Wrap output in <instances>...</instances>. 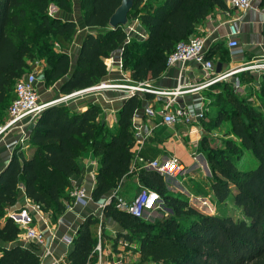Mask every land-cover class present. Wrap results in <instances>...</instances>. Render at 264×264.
<instances>
[{
  "label": "trees",
  "instance_id": "1",
  "mask_svg": "<svg viewBox=\"0 0 264 264\" xmlns=\"http://www.w3.org/2000/svg\"><path fill=\"white\" fill-rule=\"evenodd\" d=\"M120 1L79 0L84 25L95 31L84 36L70 71L67 52L76 24L51 16L48 10L54 3L62 12L70 13L71 1L0 0V123L4 115L8 116L6 108L15 98L13 86L27 73L28 61L36 57L45 59L42 71L45 86H52L68 75L58 87L62 95L96 85L107 74L104 60L116 50H121L123 68L129 70L132 82L152 80L165 71L168 55L178 43L189 41L198 23L215 8L227 7L225 0H161L155 6L134 0L128 17L139 20L146 37L126 42L125 28L108 26ZM205 58L214 61L211 47ZM218 61L222 62L221 56ZM260 77L264 95V72ZM222 84L224 92L213 94L211 100L216 106L211 121L214 126L228 121L229 134L239 141L240 153L250 151L257 165L249 170L239 169L234 163L241 157L239 153L233 159L231 154L207 147L205 137L201 139L218 208L211 215L198 212L185 196L170 193L164 176L150 169H139L138 180L156 191L172 214L153 221L137 218L118 210L113 199L104 205L103 213L121 227L117 238L135 245L147 264H264V116L239 102L228 108L219 106V101L230 105V98L224 94L229 86ZM139 94L125 98L113 130L99 121L101 109L94 104L83 111L65 103L55 104L37 115L27 139L30 156L26 157L22 148L16 146L0 171V241L10 244L0 248V264H40L38 247L17 243L22 229L5 214L7 206L15 205L21 189L43 210L62 213L71 202V178L80 173L78 160L86 151H91L99 164L91 191L94 202L103 200L107 192L128 176L136 144L132 118L140 105ZM227 144L234 145L232 141ZM228 201L239 207V216L227 214ZM181 217L188 219L185 225L181 224ZM96 222L88 216L79 225L68 264L88 263L97 242L93 229Z\"/></svg>",
  "mask_w": 264,
  "mask_h": 264
},
{
  "label": "crops",
  "instance_id": "2",
  "mask_svg": "<svg viewBox=\"0 0 264 264\" xmlns=\"http://www.w3.org/2000/svg\"><path fill=\"white\" fill-rule=\"evenodd\" d=\"M144 1H148L152 6H155L161 0ZM262 1L253 0L252 3L259 5ZM71 2L72 11L70 13L62 12L54 3L49 5V13H51V16L59 17L63 20H71L76 24V33L67 52L70 58V71L75 65L84 36L95 31V29L88 28L84 25L79 9V0H71ZM233 22L239 28L237 40L239 48L243 52L232 58L228 57L230 60L235 61L231 65L238 67L243 62L245 63L249 60L264 57V20L261 13L255 9H248L245 12H241L228 5L225 9L215 8L206 19L196 25L192 37H200L204 40L206 53L210 47L212 48V58L214 59L215 65L216 62H220L218 59L221 56V71H225L229 67L226 64L225 53L228 54V25ZM130 25L133 29H127V32L131 37L137 35L136 32H138L143 34L140 40L145 39L146 32L138 19H134L132 23L130 21ZM136 38L138 37L136 36ZM119 52L120 50H116L104 60L107 67V74L96 85L118 82L133 84L130 80L129 70L124 68L119 69L118 67L116 61L119 57ZM67 76L56 83L57 87H59V84ZM202 80L203 74L200 66L189 62L185 65L183 71L180 70V66L177 64L166 68L159 77L144 81L145 87L155 90H174L179 85H183L182 87L184 88L173 94L153 93L151 91L138 92L140 93V105L132 118V129L136 137L134 156L136 153L137 156L135 157L140 156L143 161L134 157L128 176L123 177L114 189L107 192L103 200L98 202L91 200L85 206H75L72 209L66 208L62 213H53L52 215L50 212L45 211L44 218L42 219L27 209L31 223L43 231L45 244L50 249V254L45 256L43 255L42 247L38 246L37 253L40 256V264H68V254L73 249L72 240L79 225L88 216H92L93 219L97 220L93 229L96 234L100 231V240L101 243L103 242V261L110 262L120 257L123 258V256H130L131 253L128 250H136V246H130L122 237L117 238V233L122 232V229L114 220L104 216V207L102 205L112 200V196L114 195L131 200L138 192V189L144 187L137 178L139 169H150L144 166V161L175 156L182 162L186 168V172L180 177L164 176L168 191L176 196H185L189 199L190 203L192 200H207L206 202L212 203L211 172L201 149L200 141L204 135H210V132L212 133L213 131H208L207 123H203L205 122L204 119L193 121L188 125L175 123L170 126L165 124L162 118L164 112L163 106L170 98L174 99L175 105H183L191 111L198 109L199 105H202L203 100H213L212 90L209 87L201 90H188L185 88L189 85L198 84ZM125 94L122 90L101 88L100 90L86 93L77 98L73 97L64 103L81 111L85 110L90 104L98 106L101 109L99 121L113 130L117 123V112L125 100ZM208 113H210L209 115L216 113V106L214 104H210L206 114ZM7 119L8 116L4 115V120L0 123V126ZM18 131V127L16 126L0 134V171L9 162L14 149L9 147L8 144L21 137L19 132L22 133V129L20 128V131ZM22 151L26 157L30 156L27 141L24 143ZM78 162L80 165V173L72 177L71 182L74 185L84 186L89 191V194H91L95 184V175L99 167L98 160L93 153L87 152ZM130 176L133 177L134 181L128 182L127 178ZM133 187H136L137 190L131 193ZM20 201H23V205L21 206H19ZM25 201L26 195L23 189H21L15 205L8 210L6 215L11 216L15 209L21 211ZM55 217L56 219L53 221ZM124 242L127 243L126 246H123L122 243ZM17 243L24 246L29 245L20 236L18 237ZM3 247H10V244L0 241V248ZM134 254L140 256L138 251L134 252ZM95 262L94 254L90 255L88 264H95Z\"/></svg>",
  "mask_w": 264,
  "mask_h": 264
},
{
  "label": "built area",
  "instance_id": "3",
  "mask_svg": "<svg viewBox=\"0 0 264 264\" xmlns=\"http://www.w3.org/2000/svg\"><path fill=\"white\" fill-rule=\"evenodd\" d=\"M225 2L231 8L241 12H245L248 9H255L259 13H261L264 20V4L254 5L252 3L253 0H225ZM127 29H133L130 25V22L125 28V32L127 34L126 42H129L131 36L127 32ZM136 34L138 39H142L143 34L138 32H136ZM238 35L239 28L237 27V25L234 22L229 24V38L227 40V47L230 58L243 52V50L239 48L237 40ZM205 54L206 51L204 47V40L200 37H191L189 41L180 42L176 45L174 50L167 57L166 68L178 64L180 66V70L183 71L185 65L189 62H193L199 65L203 74V80L198 84L189 85L185 87L188 90H201L204 88H208L209 86L217 82H222L226 80L236 72H242L247 70H256L264 72V57H262L244 65L235 67L232 70H225L221 71L220 73H216L215 62L211 59L205 58ZM116 62L118 64L119 69H123L121 50L119 52V57ZM38 82V75L34 72H27L17 80L14 88L15 98L13 99L11 105L8 108L7 121L0 126V134L16 126L19 127L20 123L25 118L29 117L30 115H38L43 109L49 107L50 105L65 102L73 97L83 96L86 93L95 92L96 90H100L101 88L122 90L126 93L124 95L125 98H128L131 95L136 94L140 91L173 94L179 92L180 90H183L182 88H184L182 87L183 85H179L174 90H155L145 87L144 82H133V84L102 83L85 89L73 91L69 94L61 96L59 99L47 103H41L40 93L37 85ZM234 83L236 85L239 84L238 80H235ZM210 104L211 101L205 99L203 100L202 105H199L198 109L191 111L183 105H175L174 99L170 98L165 102L163 106V122L171 126L175 123L188 125L193 121L203 120L205 118L206 112L209 109ZM23 135H25V132H23ZM27 139L28 137H20L16 140L11 141L8 146H20L21 148H23L24 143L27 141ZM135 156H137L136 153ZM135 158L139 159L140 161H143L140 156ZM144 166L152 169L153 171L165 177H180L186 172V168L184 167L182 162H180L175 156H167L155 158L153 160H147L144 161ZM72 186L73 189L70 191L69 194L71 202L69 205H67L66 208L72 209L75 206H85L88 202L92 200L91 194H89V191L84 186L74 184H72ZM112 197L114 205L118 210L127 212L137 218H142L145 212L153 211L162 202L156 191L148 189L146 187H142V189L131 200H126L117 195H114ZM108 202L109 201H107L106 203ZM106 203L103 204L102 207H104ZM27 209L34 213L38 218H44L45 210H43V208L39 204L32 202L26 197L24 207L19 213L21 217L15 222L22 229L20 237L25 243L35 244L37 247L41 246L43 250V255L46 256L50 254V249L45 244L44 233L41 229L31 223V218L29 216V213L27 212ZM97 236V244L96 246H94L93 251L91 253V255L95 252L97 253L95 264H132L129 260H125L122 257L110 262L103 261V250L101 247L100 231L97 232ZM122 244L123 246L127 245L126 242Z\"/></svg>",
  "mask_w": 264,
  "mask_h": 264
},
{
  "label": "rangeland",
  "instance_id": "4",
  "mask_svg": "<svg viewBox=\"0 0 264 264\" xmlns=\"http://www.w3.org/2000/svg\"><path fill=\"white\" fill-rule=\"evenodd\" d=\"M71 4H72V2H71ZM48 12H49V10H48ZM49 14H51V13H49ZM133 20H134L133 18L129 19V22L131 21V23H132ZM131 38L132 39L136 38V35H133ZM225 56H226V58H225L226 64H227V66H229L227 70H232L233 68L237 67V66L231 65V64H234L235 61L230 60L228 58L229 56L227 53H225ZM254 60H256V59H254ZM250 61H253V60L246 61L245 63L243 62V64H241V65L249 63ZM44 66H45V59L43 57H36L32 61H28L27 72H34L38 76H40V75H42V71H43ZM261 73H263V72L262 71H256V70H254V71H248V70L242 71V73L236 72L232 76L227 78L226 80L222 81L221 83L211 85V87L209 86V89L212 90L211 94H215V93L221 92V91L224 92L222 83H227L229 86L228 93H224V94H227L228 97L230 98V101L228 103L230 105H225L223 101H219L218 102L219 106H222V107L225 106V108H228V106L231 107L232 105H234L235 102H239V103H241V105L243 107H246V109H253L257 113H259L260 115L264 116V95L262 94V91H261V88H262V79L260 77ZM235 80H238L239 84L236 85L234 83ZM56 83L57 82H55L52 86L51 85L45 86L43 81H41L40 84H39V82L37 83L38 90L40 93V102L41 103H47V102L59 99L61 96H63L59 92ZM118 83H120V82H118ZM14 88H15V84L13 86V90H14ZM77 97H79V96H76L75 98H77ZM61 103H64V102H60L57 104H61ZM212 104L213 103L211 102V105ZM8 107L6 108L5 112H7ZM209 114L210 113L205 115V118H204L205 122H203V123H207L208 125L207 124L206 125H207V127H209L208 131L212 130L213 132L212 133L210 132V135H206V136L204 135L203 136V137H205L204 144L207 147H211L214 151H219V152L224 151L225 154H227V155L231 154L230 157L233 159H235V155L239 153L241 157L234 160L235 165L239 169H242V170L253 169L257 165L256 158L250 153V151H243L240 153L239 141L234 136L229 134V131H228L229 127H230L229 122L224 121L220 126H214V124L212 123L211 120H212L213 116L215 117L216 113H214L212 115H209ZM36 117H37V115H30L29 117L25 118L20 123L18 130L20 131V128H21L22 133L19 131L18 132H19V135H21V137L27 138L29 136V128L33 124ZM23 132H25V135H23ZM228 141H232L234 143L233 147L228 146V144H227ZM12 148H15V147H12ZM87 152L92 153L91 151H86L85 153H83V155L81 157H83ZM127 179H128V182L134 181L132 176L128 177ZM212 181H213V179H211V182ZM20 189H21V186H20ZM141 189L142 188L138 189V192ZM136 190H137L136 187H133L131 189V193L134 191L136 192ZM135 195L133 197H135ZM206 201H199V200L194 201V200H192L191 203L189 202V204H191V206L193 208H195L198 212H200L202 214H205V215L215 214L218 211V208L215 206L214 199H212V203H210V202L208 203ZM69 204H70V202H68V205ZM21 205H23V201H20L19 206H21ZM228 205H229V207H228V209H226L228 215H233L236 217L240 215L239 207L235 206L233 203H231V201H228ZM12 207L13 206H10V207L7 206L6 210H5V214ZM45 211L50 212L51 215L53 214L51 212V210H45ZM19 212H20L19 209H15L14 212L11 214V218L14 220V222H16L21 217ZM171 214H172L171 210L166 209V207H164V205L161 202L157 206V208H155L153 211L145 212L143 217L146 220L153 221L154 219H157V218L161 219V218H163V216L165 217V216H169ZM55 219H56V217L53 219V221ZM180 220H181V224L185 225L187 223L188 219L181 217ZM96 237H98L97 234H96ZM102 243H101V247L103 249ZM96 244H97V242H96ZM96 244H95V246H96ZM128 251H129V253H131V255L128 256L129 258L126 256H123V259L129 260L132 264H147L144 260H142L140 258V256H137L134 254V252H136L137 249L136 250L129 249ZM94 256H95V261H96V257H97L96 252L94 253Z\"/></svg>",
  "mask_w": 264,
  "mask_h": 264
},
{
  "label": "water",
  "instance_id": "5",
  "mask_svg": "<svg viewBox=\"0 0 264 264\" xmlns=\"http://www.w3.org/2000/svg\"><path fill=\"white\" fill-rule=\"evenodd\" d=\"M133 5H134V0H121L120 4L118 5V7L115 9V11L112 13V15L109 18L108 26L111 29H114L117 26L126 28L127 25L129 24L128 14L132 10ZM221 69H222V63L216 62L215 72L220 73ZM42 79H43L42 75L38 76L39 81H42Z\"/></svg>",
  "mask_w": 264,
  "mask_h": 264
}]
</instances>
